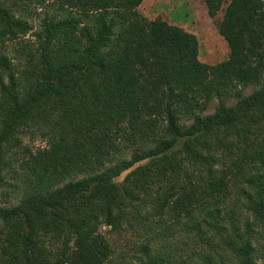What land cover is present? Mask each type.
Segmentation results:
<instances>
[{
	"label": "trees",
	"instance_id": "trees-1",
	"mask_svg": "<svg viewBox=\"0 0 264 264\" xmlns=\"http://www.w3.org/2000/svg\"><path fill=\"white\" fill-rule=\"evenodd\" d=\"M18 1L0 0L1 193L21 171L20 201L0 204V264H107L100 228L125 225L142 234L138 264H171L174 233L207 252L201 264H258L264 0H203L223 11L229 57L215 65L194 34L143 17L144 0H37L55 13L32 39ZM19 40L14 65L6 44ZM28 128L45 147L22 144Z\"/></svg>",
	"mask_w": 264,
	"mask_h": 264
},
{
	"label": "rangeland",
	"instance_id": "rangeland-1",
	"mask_svg": "<svg viewBox=\"0 0 264 264\" xmlns=\"http://www.w3.org/2000/svg\"><path fill=\"white\" fill-rule=\"evenodd\" d=\"M8 5L11 6L12 12L17 17H20L27 23L30 32L25 39H32L45 17L52 16L55 13V10L52 7H48V5L37 4V0H21L16 5L11 3H8ZM139 11L148 20L161 18L194 34L199 42V59L201 62L215 65L225 61L229 57L228 45L219 35L217 28L218 23L223 18V11L215 18H211L208 15L207 7L203 0H144L139 7ZM19 42L20 40L6 44V54L12 57L14 65L19 63V60L14 59L13 54V49L18 46ZM254 90V86L249 87L245 90V94L248 95ZM226 102L231 105L236 102V99H226ZM217 104L218 100H214L203 115L213 113ZM42 133V128L20 129L19 136L23 145L36 151L47 144ZM131 157L132 151H127L126 159L130 160ZM20 172V170H17L12 174H6L8 187H6L4 193L3 191L2 193L0 192L1 205L18 203L20 201L17 194L14 193L16 187L20 186ZM125 175L126 173L115 179L118 185H123ZM241 188H243L242 184L240 186L232 185L230 187V198L241 197L239 195ZM141 200L151 201L150 197L145 195ZM149 210L152 211V209ZM148 211H143L142 213L146 214ZM100 233L110 243L112 249V254L107 264H138L137 259L140 257L138 248L142 240L140 237L142 235L141 232H137L125 225L119 230H114L110 226H102ZM162 242L163 240L160 239L156 243V247L161 246ZM170 243L174 245L173 248L170 247L173 254L171 264H201L202 257L207 254L203 249V251L201 250L198 244L193 240H188V237L183 234L174 233L173 237H170ZM254 243L258 253V264H264V234L258 236ZM228 258L229 263L236 264L232 257L229 256Z\"/></svg>",
	"mask_w": 264,
	"mask_h": 264
}]
</instances>
